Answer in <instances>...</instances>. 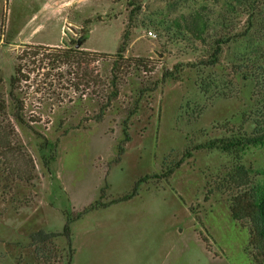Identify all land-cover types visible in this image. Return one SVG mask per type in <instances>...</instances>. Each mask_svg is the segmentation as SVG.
Wrapping results in <instances>:
<instances>
[{"label": "rangeland", "instance_id": "obj_1", "mask_svg": "<svg viewBox=\"0 0 264 264\" xmlns=\"http://www.w3.org/2000/svg\"><path fill=\"white\" fill-rule=\"evenodd\" d=\"M256 2L245 15L230 13V41L218 64L204 67L218 32L210 28L200 42L181 27L195 12L214 20L224 0H0L3 125L14 134L10 150L23 147L0 168V264H67L70 253L71 264H257L248 230L230 216L232 192L215 191L231 157L192 150L230 130L249 135L262 112L246 60L264 44V0ZM17 66L26 126L11 117ZM113 78L117 98L109 101ZM201 81L212 83L207 94ZM186 150L192 157L167 180L153 177ZM263 156L264 148L242 156L253 182ZM145 176L130 200L82 212L129 194ZM67 222L71 243L62 235ZM38 231L52 234L45 257L30 239Z\"/></svg>", "mask_w": 264, "mask_h": 264}, {"label": "trees", "instance_id": "obj_2", "mask_svg": "<svg viewBox=\"0 0 264 264\" xmlns=\"http://www.w3.org/2000/svg\"><path fill=\"white\" fill-rule=\"evenodd\" d=\"M250 3L251 6H249V8L252 10V8L257 4L256 0H224V3L222 5L223 13L221 15L217 14L214 20H210V18L204 15L203 13L195 12L192 15L190 21H185L183 26L181 24L179 25V23L176 24L178 28L182 26L181 28L185 29L189 34L193 35V37L200 42L204 41L205 35L210 28H214V30L218 32V34H215L216 37L214 39L213 46H211V53L208 55L207 60L201 62L202 66L213 67L218 64L219 57L222 53V46L230 41L228 39H225V31H230L231 28V20L229 19L230 13H234L236 15H245L247 14V11L249 9L248 5ZM126 38L127 36H125L124 39ZM86 39L87 34L81 36V38L77 41V45H84ZM125 50L126 45L123 42L120 49L116 53V58L122 59ZM70 53H76L77 55L81 54L79 50H72ZM83 54L87 55V53ZM246 60L247 62H249L252 71H249V73L252 74V76L256 80V88H260V90L262 91L261 93H263V98H261L263 107L262 112L260 113L258 119L254 120L253 122V132L247 135L245 131L243 132L240 129V131L230 130L228 136L213 138L206 141L205 143L197 144L192 148V150H216L221 151V153L227 155L228 157H231L233 165L231 166L227 174L218 182L215 191L220 192L221 190H224L227 192H232L229 203L230 216L234 222L239 223L241 227L246 228L248 230L249 241L247 248H252L254 250L255 253L253 257L257 264H264V168L257 172V174L261 176V179L257 182H253L251 178V169L246 168L241 163L242 156L244 155L246 150L250 148H264V44H262V42L256 44V46L252 48V56L247 57ZM136 61V64L138 66L145 68L146 65H142L144 60L138 59ZM116 68L117 64L114 62L112 73L117 70ZM174 69H176V67H174ZM21 72L22 69L17 66L15 68L14 75L10 78L9 83L11 89L8 92V95L11 102L10 105L13 106V113L11 117L19 125L26 126L27 124L22 116V107L20 106V103L14 95L15 90H17L16 88H14V86L18 85L23 80V78H25L24 75L21 74ZM173 76L174 73L172 71L165 72L163 73L162 79L165 80ZM111 82L114 85L115 89L113 91V95L111 97H108L109 101L111 99L117 98L115 78H113ZM211 84L212 83L201 81V83H199V89L201 93L207 94L210 91ZM150 91H152V89ZM16 102H18L19 105H16ZM7 109L8 105L5 102L4 96L0 93V162H2L0 168L1 166H3V164L6 165V162H4L5 160L3 158L9 159L13 153H17L19 155V160L20 156L23 153V147L21 144H18L16 148L17 151L15 150L16 145L12 148V151L10 150L11 148L9 146V139L13 138L14 134L10 133V130H6L8 126L3 125V117L6 116ZM125 139H128L126 132ZM123 151V147L120 146L118 148V158H120V156L123 154ZM191 157L192 151L186 150L179 162H177L171 167L164 169V171L160 175H154L153 177L157 179L163 178L167 180L173 174L175 169L179 168L180 165H182L185 159ZM118 158L116 161H119ZM50 159H53V157ZM11 164H15V166L17 167L15 168V172L17 174L19 170L17 164L15 163V157L13 158ZM6 171L10 173V167H7ZM16 174H12L10 177H8V179L14 178ZM16 177L20 176L17 175ZM148 178V176H145L136 181L129 194H126L121 198L115 199L108 204H101L99 201H97L89 207L85 208L82 212L84 213L86 211L93 210L99 207L104 208L110 204L130 200L131 198L137 195L138 187L142 183L147 181ZM208 193L206 194L205 199H207L208 195H211ZM102 197L103 193L100 194L101 199ZM79 216L80 213L74 219ZM62 235H64L67 238L68 242L71 243L68 222L63 228ZM51 237L52 234H46L42 231H38L30 236L32 243L38 244V246L36 247L37 256L42 255L43 257H45L47 255L48 252H46L44 245L46 241H48ZM70 255L71 253L68 255L67 264H71L72 257Z\"/></svg>", "mask_w": 264, "mask_h": 264}, {"label": "built area", "instance_id": "obj_3", "mask_svg": "<svg viewBox=\"0 0 264 264\" xmlns=\"http://www.w3.org/2000/svg\"><path fill=\"white\" fill-rule=\"evenodd\" d=\"M147 35L154 37L153 34L151 32H148Z\"/></svg>", "mask_w": 264, "mask_h": 264}, {"label": "water", "instance_id": "obj_4", "mask_svg": "<svg viewBox=\"0 0 264 264\" xmlns=\"http://www.w3.org/2000/svg\"><path fill=\"white\" fill-rule=\"evenodd\" d=\"M80 45H77V47H79Z\"/></svg>", "mask_w": 264, "mask_h": 264}]
</instances>
